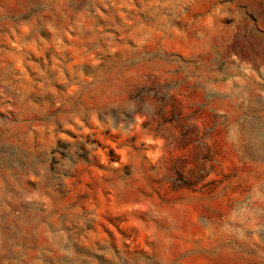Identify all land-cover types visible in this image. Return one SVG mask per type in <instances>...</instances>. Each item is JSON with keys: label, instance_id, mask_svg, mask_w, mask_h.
Returning a JSON list of instances; mask_svg holds the SVG:
<instances>
[{"label": "rangeland", "instance_id": "obj_1", "mask_svg": "<svg viewBox=\"0 0 264 264\" xmlns=\"http://www.w3.org/2000/svg\"><path fill=\"white\" fill-rule=\"evenodd\" d=\"M0 264H264V0H0Z\"/></svg>", "mask_w": 264, "mask_h": 264}]
</instances>
